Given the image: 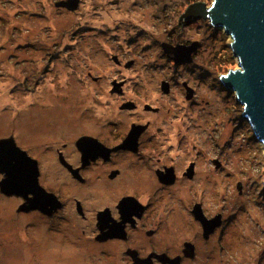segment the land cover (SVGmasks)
Returning a JSON list of instances; mask_svg holds the SVG:
<instances>
[{
    "label": "rangeland",
    "instance_id": "obj_1",
    "mask_svg": "<svg viewBox=\"0 0 264 264\" xmlns=\"http://www.w3.org/2000/svg\"><path fill=\"white\" fill-rule=\"evenodd\" d=\"M62 1L0 0V139L13 134L24 146L33 138L30 131L76 116L116 117L121 97L108 89L121 86V65L112 55L123 43L124 62L133 60V71L123 72L128 86L160 93L163 129L190 128L180 144L174 142L170 157L185 151L189 159L193 141L212 173L191 187L206 210L223 215L209 264H264V146L235 91L222 81L239 67L238 59L222 28L184 14L194 2L208 7L213 0H79L73 9ZM163 42L193 47L191 59L177 63ZM88 72L100 79L93 81ZM177 80L171 93L167 85L162 90ZM182 81L194 89L192 96ZM4 203L6 208L0 198ZM10 208L8 203L0 212V264H25L23 219Z\"/></svg>",
    "mask_w": 264,
    "mask_h": 264
},
{
    "label": "flooded vegetation",
    "instance_id": "obj_2",
    "mask_svg": "<svg viewBox=\"0 0 264 264\" xmlns=\"http://www.w3.org/2000/svg\"><path fill=\"white\" fill-rule=\"evenodd\" d=\"M122 44L112 55L121 65V86L108 89L121 97L116 117L76 116L63 125L47 123L52 126L45 131H30L33 138L27 137L24 146L13 134L6 135L35 160L37 172L34 189L27 185L21 195L0 191L2 201L12 211L16 207L23 219L25 264L212 261L209 245L222 233L223 215L206 210L191 189L208 176V164L193 141L189 159L185 151L170 157L174 142L180 144L190 128L163 129L166 106L160 93L143 84L128 86L123 72L133 60L124 62ZM87 76L100 79L90 72ZM178 83L168 81L167 93ZM182 86L193 95L187 81ZM3 206L0 212L7 211ZM200 214L214 224L211 232L204 231ZM95 250L101 254L95 256Z\"/></svg>",
    "mask_w": 264,
    "mask_h": 264
},
{
    "label": "water",
    "instance_id": "obj_3",
    "mask_svg": "<svg viewBox=\"0 0 264 264\" xmlns=\"http://www.w3.org/2000/svg\"><path fill=\"white\" fill-rule=\"evenodd\" d=\"M78 3L79 0L59 2L70 9L76 8ZM184 14L186 17H207L213 26L222 28L230 36L231 51L240 68L222 75V81L235 91L236 98L243 105V117L247 118L255 136L264 146V0H213L208 7L197 1ZM162 45L176 62L191 59L189 54L193 47L172 46L165 42ZM163 85L162 90L166 91L167 84ZM34 162L13 137L0 139V191L7 195H21L27 185L34 189L37 186ZM199 219L204 231L211 232L212 221L203 218L202 214Z\"/></svg>",
    "mask_w": 264,
    "mask_h": 264
},
{
    "label": "bare ground",
    "instance_id": "obj_4",
    "mask_svg": "<svg viewBox=\"0 0 264 264\" xmlns=\"http://www.w3.org/2000/svg\"><path fill=\"white\" fill-rule=\"evenodd\" d=\"M165 52L167 53L168 56H170L173 59V56H172V54L170 52H167V51H165ZM177 63H179V61H177ZM238 68H240V67H238ZM26 93H27V91H26Z\"/></svg>",
    "mask_w": 264,
    "mask_h": 264
},
{
    "label": "trees",
    "instance_id": "obj_5",
    "mask_svg": "<svg viewBox=\"0 0 264 264\" xmlns=\"http://www.w3.org/2000/svg\"><path fill=\"white\" fill-rule=\"evenodd\" d=\"M199 2H201V1H199ZM193 4V3H192Z\"/></svg>",
    "mask_w": 264,
    "mask_h": 264
}]
</instances>
